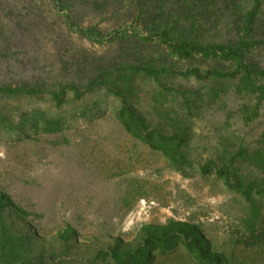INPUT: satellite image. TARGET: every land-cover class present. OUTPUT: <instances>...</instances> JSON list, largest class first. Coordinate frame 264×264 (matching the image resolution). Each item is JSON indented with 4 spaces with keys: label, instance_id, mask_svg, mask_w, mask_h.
Returning <instances> with one entry per match:
<instances>
[{
    "label": "rangeland",
    "instance_id": "rangeland-1",
    "mask_svg": "<svg viewBox=\"0 0 264 264\" xmlns=\"http://www.w3.org/2000/svg\"><path fill=\"white\" fill-rule=\"evenodd\" d=\"M102 2L0 0V85L44 92L76 86L84 93L80 100L70 93L63 107L64 120L74 124L70 131L28 130L14 139L0 131L1 188L29 213L21 218L7 212V228L25 237L34 255L58 261L130 248L140 242L145 226L185 222L198 226L230 264H264V246H252L248 239L251 228L264 229V198L248 203L213 177H181L162 156L130 138L113 116L126 100L151 128L184 132L195 162L229 161L241 150L260 149L264 94L247 92L238 82L218 86L171 75L159 84L131 73L125 67L136 60L125 43L99 46L78 34V28H95L106 39L119 25L133 29L139 23L130 0L117 7L119 16L113 8L102 10L107 5L99 8ZM142 52L143 61H164L158 49ZM253 57L264 67V46ZM174 62L175 73L215 66ZM91 83L98 88L88 92ZM8 104L17 107L11 110L15 117L23 111L56 113L28 101H1L0 111ZM95 107L103 114L82 119ZM244 174L254 178L258 172L248 168ZM252 212L259 220L250 227ZM68 226L77 236L64 245L58 237ZM158 264L191 263L178 254Z\"/></svg>",
    "mask_w": 264,
    "mask_h": 264
},
{
    "label": "trees",
    "instance_id": "trees-1",
    "mask_svg": "<svg viewBox=\"0 0 264 264\" xmlns=\"http://www.w3.org/2000/svg\"><path fill=\"white\" fill-rule=\"evenodd\" d=\"M56 1L64 4L67 0ZM103 1L99 8L107 5L102 10L113 8L114 15H117V7L124 0ZM130 3L138 9L134 16L139 23L133 29H128L124 23L112 30L106 39L95 28H78V34L99 46L125 43L127 51L136 60L135 64L127 63L125 68L159 84L163 78L174 75L200 82H217L218 86L226 81L238 82V87L247 92L264 94V67L253 57L255 50L264 46V0H130ZM149 48L158 49L164 61L157 63L153 57L141 60L142 51ZM174 61L188 64L212 62L215 66L207 70L193 66L175 73L171 69ZM92 88H98V85L91 83L87 91ZM70 93L78 100L84 98V93L76 86H61L57 91L44 92L37 87L0 85V102L46 104L49 110L56 112L53 116H44L23 111L15 117L11 110L17 107L10 109L8 104L7 110L0 111L2 135L14 139L28 130L37 134L70 131L74 124L67 123L62 116ZM188 105L185 104L187 108ZM101 108L95 107L93 113L82 119L90 117L91 121L95 120L103 114ZM113 116L130 138L162 156L181 177H213L248 203L257 197L264 198V135L260 149L253 153L241 150L229 161L224 157L220 161L200 163L188 155V140L184 132L165 133L151 128L130 102L123 100ZM248 168H254L258 172L257 177L245 175L244 169ZM7 212L21 218L29 216L2 190L0 183V264H158V259L178 254L191 264H230L225 256L215 252L198 226L177 221L165 226L143 227L140 242L130 248L98 250L91 259L73 257L53 261L34 255L27 239L15 236L7 228ZM251 217L249 223L253 227L259 217L255 213ZM76 236L68 226L58 239L67 245ZM248 239L252 246H264V229L251 228Z\"/></svg>",
    "mask_w": 264,
    "mask_h": 264
}]
</instances>
